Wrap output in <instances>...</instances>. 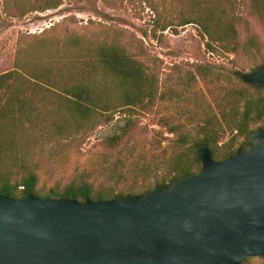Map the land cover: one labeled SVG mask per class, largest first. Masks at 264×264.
<instances>
[{"label": "trees", "instance_id": "obj_1", "mask_svg": "<svg viewBox=\"0 0 264 264\" xmlns=\"http://www.w3.org/2000/svg\"><path fill=\"white\" fill-rule=\"evenodd\" d=\"M145 1L155 14L154 35L194 24L210 52L254 59L261 53L256 36L239 41L237 25L246 2L264 27V0ZM59 5L36 0L34 9ZM37 37L33 45L19 38L13 68L0 73V194L77 201L142 197L199 170L196 143L221 160L246 148L249 133L264 127V87L247 84L234 68L194 64L163 83L154 63L119 43L59 44ZM263 64L264 57L251 72ZM119 112L123 122L103 139V151L76 164L63 182L57 171L65 151ZM139 114L158 128L142 125Z\"/></svg>", "mask_w": 264, "mask_h": 264}, {"label": "water", "instance_id": "obj_2", "mask_svg": "<svg viewBox=\"0 0 264 264\" xmlns=\"http://www.w3.org/2000/svg\"><path fill=\"white\" fill-rule=\"evenodd\" d=\"M243 80L264 87V64ZM142 197L0 194V264H241L264 258V127L221 160Z\"/></svg>", "mask_w": 264, "mask_h": 264}, {"label": "rangeland", "instance_id": "obj_3", "mask_svg": "<svg viewBox=\"0 0 264 264\" xmlns=\"http://www.w3.org/2000/svg\"><path fill=\"white\" fill-rule=\"evenodd\" d=\"M59 1L57 8L38 11L34 9L36 0H0V73L13 68L18 39L33 45L38 41V35L59 44L76 40L81 44L119 43L136 54L140 53V58L148 64L154 63L158 79L163 83L178 72L193 70V65L199 63L234 68L245 74L264 57V27L249 13L246 2L239 12L238 37L241 43L251 35L259 39L262 50L255 59L243 52L234 55L208 51L194 24L178 27L177 32L165 30L154 35L155 14L145 0ZM116 114L113 121H100L89 137L65 151L67 157L62 161L65 165L57 171L63 182L76 164L103 151V139L123 122V115ZM138 118L142 125L158 128L149 115L139 114ZM41 180L45 181V177L42 176ZM248 264L264 262L254 257Z\"/></svg>", "mask_w": 264, "mask_h": 264}]
</instances>
